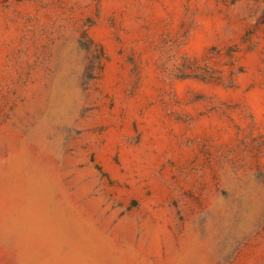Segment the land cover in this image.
<instances>
[{
    "label": "rangeland",
    "instance_id": "obj_1",
    "mask_svg": "<svg viewBox=\"0 0 264 264\" xmlns=\"http://www.w3.org/2000/svg\"><path fill=\"white\" fill-rule=\"evenodd\" d=\"M0 264H264V0H0Z\"/></svg>",
    "mask_w": 264,
    "mask_h": 264
}]
</instances>
